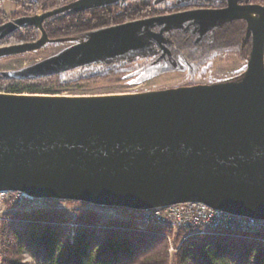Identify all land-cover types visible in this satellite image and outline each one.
<instances>
[{
	"label": "water",
	"instance_id": "95a60500",
	"mask_svg": "<svg viewBox=\"0 0 264 264\" xmlns=\"http://www.w3.org/2000/svg\"><path fill=\"white\" fill-rule=\"evenodd\" d=\"M121 1L79 0L17 20L0 41L25 25L42 37L0 48V57L54 42L43 27L49 18ZM234 21L246 22L252 39L239 82L100 98L0 94V193L136 211L201 203L264 221V6L227 0L223 9L104 29L27 72L60 73L147 51L156 34L143 30L156 25Z\"/></svg>",
	"mask_w": 264,
	"mask_h": 264
},
{
	"label": "trees",
	"instance_id": "16d2710c",
	"mask_svg": "<svg viewBox=\"0 0 264 264\" xmlns=\"http://www.w3.org/2000/svg\"><path fill=\"white\" fill-rule=\"evenodd\" d=\"M126 1L68 11L45 20L43 27L51 41H84L95 32L165 13L151 9L147 4L140 8L128 6L121 9L120 5ZM44 2L45 0H35L26 11L44 7ZM184 7H178L177 11L183 10ZM28 15L16 16L11 22L0 18V35L17 20L27 18ZM238 22L244 25L236 27L237 22H232L229 29L234 26L238 29L230 34L227 30L216 28V32L210 34L205 48L201 45L209 37H205L209 30L206 34L200 32L197 37V29H182L178 26L171 30H175L176 36H170L172 45L169 49L165 46L166 50L163 49L157 34L156 39H149L152 46H148L147 51L125 55L149 54L156 46L163 51L160 56L163 71L168 68L175 69L173 66L178 64L174 59L175 40L180 50L195 45L193 60L199 61L201 53H207L204 57V60H207L211 53L233 46L230 36H236L238 30L248 39L247 25L242 21ZM23 27L10 32L1 41L11 39L5 44L8 46L23 44L17 37ZM238 39V43L233 44L240 47ZM164 41L166 45L171 44L165 38ZM115 58H108L103 62H110ZM100 62L47 75L29 74L27 70L30 67L18 72L3 73L0 74V92L16 95H58L75 84L96 83L134 71L128 62L107 63L102 68L92 69ZM79 69L78 75L71 76L73 71ZM8 193L15 195L19 192ZM35 200L42 201L44 205L31 207L25 203L5 204L0 222L1 264H264V229L258 233L212 231L203 236L191 235L192 232L181 230L175 235L174 244L177 250L171 256L169 237L172 236V231L164 226H140L137 221L140 211L71 200ZM63 204L68 208L76 206V209L68 210L61 206ZM109 209H115L118 215L104 216L102 210Z\"/></svg>",
	"mask_w": 264,
	"mask_h": 264
},
{
	"label": "rangeland",
	"instance_id": "374dc122",
	"mask_svg": "<svg viewBox=\"0 0 264 264\" xmlns=\"http://www.w3.org/2000/svg\"><path fill=\"white\" fill-rule=\"evenodd\" d=\"M35 0H0V18L4 21L11 22L15 20L16 16L29 14L28 17H36L51 12L55 9H59L70 5L75 0H45L44 7L40 6L35 11L27 12L26 10L31 7L30 5ZM194 2V1H192ZM197 2V1H196ZM189 0H167L166 2H160L159 0H128L122 5L121 9L125 7H135L140 8L144 5H149L151 9H157L158 11L163 12L164 9H170L173 6L177 8L180 6L188 5ZM218 3V2H215ZM254 3L264 6V0H254ZM126 9V8H125ZM171 12V11H169ZM157 17V16H155ZM150 17L147 19H151ZM145 20V19H142ZM236 27L239 25H244L236 21ZM244 22V21H242ZM232 22L224 23V26H221V23L217 24L214 27L209 29L210 32L206 34L205 37L209 36L207 40L202 43L201 47H206V42L210 40V34H212L216 28L227 30L228 34L231 31H235L234 27L230 28ZM246 24V22H244ZM247 25V24H246ZM157 30H154L156 34H163L164 38L169 42L170 36H176L174 31H166L161 33V28L157 26ZM186 24L181 25V28L184 29ZM201 26H199L200 29ZM247 27V26H246ZM207 28V27H205ZM155 29V28H154ZM197 28L196 36L200 34V30ZM247 30V29H246ZM171 31V32H170ZM173 32V33H172ZM216 32V31H215ZM203 34V33H202ZM235 34V32H234ZM18 40H22L23 44L33 43L39 40L42 37L41 31L33 26H25L20 29L19 34H17ZM232 37L230 41L233 46L225 49L224 51H217L211 53V56L204 60L207 53H201L199 56V61L193 60V55L196 51V47L187 46V49L180 50L178 43L175 45V62L178 64L174 65L175 69H167L163 71V63H160V56L162 55V49L156 48L154 46V51L149 54H140V55H125L122 57H116L113 61L110 62H100L99 64L92 67H104L107 63H126L131 64V68L134 71L123 74L117 78H112L108 80L99 81L96 83H81L70 86L62 90L58 95H40L37 96H58L66 98H100V97H114V96H135L142 94H149L153 92L168 91L172 89L194 87L201 85H214V84H224V83H235L243 79L247 72L248 62L250 59L251 48H252V39L251 37L246 38L243 36V32L238 30L236 36ZM240 37V39H238ZM236 39V40H234ZM239 40L240 47L233 44ZM11 39H5L0 42L1 46L5 45L7 42H10ZM83 40L78 41H65V42H47L44 46L37 50L27 51L24 53H18L8 56L0 57V74L3 73H12L24 70L26 68L32 67L33 65L45 61L65 49L82 42ZM169 42V43H170ZM200 43V42H199ZM238 43V42H237ZM171 44H167L166 48L169 49ZM8 46V45H6ZM148 46H152V43L148 41ZM186 46V45H185ZM184 46V47H185ZM170 53V52H169ZM172 67V66H171ZM103 70V69H102ZM95 72V71H93ZM80 73L79 70L72 72L71 76H76ZM3 93V91L0 92ZM22 95H32V94H22ZM9 202L15 205H22L23 203L28 204L31 207H41L44 203L40 200L31 199L25 196H22L18 193L15 195L9 194L8 192L0 193V222L2 213L5 210V204ZM68 210L76 209V206H70L69 208L66 205H61ZM84 208V207H82ZM102 213L106 217H116L118 215L115 209L102 210ZM138 223L142 227L157 226V224H145L140 223L138 216ZM169 253L173 254L177 249L175 247L174 241L170 243ZM171 247L174 249L173 252H170ZM1 252V248H0ZM172 256V255H171ZM0 264H1V255H0Z\"/></svg>",
	"mask_w": 264,
	"mask_h": 264
},
{
	"label": "built area",
	"instance_id": "2783aa9c",
	"mask_svg": "<svg viewBox=\"0 0 264 264\" xmlns=\"http://www.w3.org/2000/svg\"><path fill=\"white\" fill-rule=\"evenodd\" d=\"M29 197L24 193H18ZM140 223L157 224L172 231L169 242L181 230L192 232L191 235H207L212 231H231L237 233H258L264 229V221L228 214L201 203L167 205L139 214ZM174 249L171 247L170 252Z\"/></svg>",
	"mask_w": 264,
	"mask_h": 264
},
{
	"label": "flooded vegetation",
	"instance_id": "af4514ba",
	"mask_svg": "<svg viewBox=\"0 0 264 264\" xmlns=\"http://www.w3.org/2000/svg\"><path fill=\"white\" fill-rule=\"evenodd\" d=\"M166 1L167 0H159V3L160 2L163 3V2H166ZM192 1H194V2H192ZM189 2L190 3H188V5H185L184 9L181 10V11H177L178 8L176 6H173L170 9H164L163 12H165V13L157 15V17H160V16H171V15H176V14H179V13L191 12V11H196V10H218V9H223V8L227 7V0H189ZM215 2H218V3H215ZM237 2H238L239 5H247V4L248 5H252V4L253 5H258V4L254 3V2H252V0H237ZM169 11H171V12H169ZM220 23L222 24L223 22H220ZM184 24H186V28L191 29V30H195V31H196L197 28L199 29V26H201L200 29H199L201 32L205 31V29H209L211 27H214L210 23L204 24L205 26L203 24H196L195 22H188V23H184ZM157 26H159L161 28L160 29L161 33H165L166 31H169L170 30L169 27H171L170 24L156 25V26L150 27L149 29H144L143 32L148 31V32L156 34V32L154 30H157V28H158ZM205 27H207V28H205ZM159 36H160L159 37V41H160L161 45L163 46V49H165L166 43L164 41V36H163V34H161V35L159 34ZM1 47L3 48V47H8V46L3 45Z\"/></svg>",
	"mask_w": 264,
	"mask_h": 264
}]
</instances>
